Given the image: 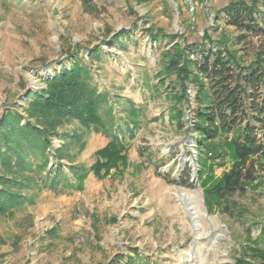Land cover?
Returning a JSON list of instances; mask_svg holds the SVG:
<instances>
[{
    "label": "rangeland",
    "instance_id": "rangeland-1",
    "mask_svg": "<svg viewBox=\"0 0 264 264\" xmlns=\"http://www.w3.org/2000/svg\"><path fill=\"white\" fill-rule=\"evenodd\" d=\"M232 1L251 2L0 0V117L9 107L27 120V94L45 90L47 78L80 60L105 95L99 113L113 128L83 129L76 121L57 127L81 136H53L48 151L62 150L66 173L70 166L86 170L82 187L57 191L31 175L20 189L23 203L0 214V264H238L244 248H264V173L233 197V216L206 198L200 179L221 176L230 158H209L198 175L194 89L190 108L177 104L179 126L170 76L163 84L157 77L162 52L174 42L206 50L222 34H239L223 11ZM256 41L237 43L246 62ZM111 133L123 138L126 162L97 177L91 166Z\"/></svg>",
    "mask_w": 264,
    "mask_h": 264
},
{
    "label": "trees",
    "instance_id": "trees-1",
    "mask_svg": "<svg viewBox=\"0 0 264 264\" xmlns=\"http://www.w3.org/2000/svg\"><path fill=\"white\" fill-rule=\"evenodd\" d=\"M260 2L264 5V0L230 2L223 11L227 25L238 30V35L230 39L222 34L206 50L174 42L162 52V68L157 73L161 84L163 76H170L175 103L171 117L179 126L183 109L177 104L190 108L188 88L194 89L190 127L198 147V175L209 166V158L229 156V167L221 176L200 179L205 197L215 200L229 216L237 209L233 197L258 185L264 173V7L258 8ZM158 34L167 36L161 31L154 35ZM253 37L257 39L254 58L246 62L237 43H250ZM89 75V67L74 60L69 69L62 68L46 79L45 90L27 94V120L15 108L8 107L1 114L0 214L23 203L26 198L20 189L31 175L41 187L81 189L86 170L70 166L66 173L60 161L62 150L48 149L53 136L65 141L81 139L78 132L57 131L65 122L76 121L83 129H113L105 127L99 113L105 95L97 91ZM130 106L135 112L134 105ZM110 137L97 150L98 160L91 166L97 177L126 162L123 138L115 133ZM243 251L238 264H264V248L253 245Z\"/></svg>",
    "mask_w": 264,
    "mask_h": 264
},
{
    "label": "bare ground",
    "instance_id": "bare-ground-1",
    "mask_svg": "<svg viewBox=\"0 0 264 264\" xmlns=\"http://www.w3.org/2000/svg\"><path fill=\"white\" fill-rule=\"evenodd\" d=\"M160 185V184H159Z\"/></svg>",
    "mask_w": 264,
    "mask_h": 264
}]
</instances>
